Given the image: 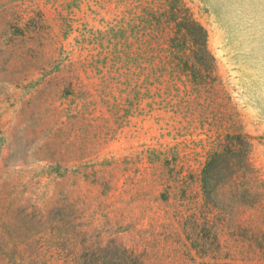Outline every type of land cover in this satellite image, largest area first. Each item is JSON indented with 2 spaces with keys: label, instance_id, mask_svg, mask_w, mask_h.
Listing matches in <instances>:
<instances>
[{
  "label": "rangeland",
  "instance_id": "374dc122",
  "mask_svg": "<svg viewBox=\"0 0 264 264\" xmlns=\"http://www.w3.org/2000/svg\"><path fill=\"white\" fill-rule=\"evenodd\" d=\"M183 2L208 83L169 0H0V264H264V0Z\"/></svg>",
  "mask_w": 264,
  "mask_h": 264
},
{
  "label": "trees",
  "instance_id": "16d2710c",
  "mask_svg": "<svg viewBox=\"0 0 264 264\" xmlns=\"http://www.w3.org/2000/svg\"><path fill=\"white\" fill-rule=\"evenodd\" d=\"M169 22L174 23V35L170 39L173 51L172 63L181 67L188 77L198 84L208 83L216 78V60L209 50L208 33L191 13L183 0H169ZM181 51H188V58L182 59ZM217 154H213L205 169V185L209 191L214 187Z\"/></svg>",
  "mask_w": 264,
  "mask_h": 264
}]
</instances>
